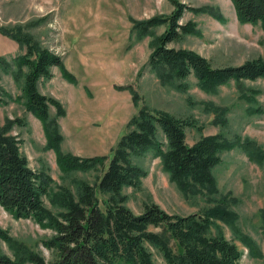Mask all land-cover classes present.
Instances as JSON below:
<instances>
[{
    "label": "rangeland",
    "instance_id": "1",
    "mask_svg": "<svg viewBox=\"0 0 264 264\" xmlns=\"http://www.w3.org/2000/svg\"><path fill=\"white\" fill-rule=\"evenodd\" d=\"M180 2L193 9L184 13L180 24L193 22L198 34L186 35L170 47L192 50L217 68L264 58L262 26L241 23L231 0ZM174 9L171 0H0V30L10 31L13 37L32 36L43 49L62 58L74 80L58 67L52 68V78L39 79V92L61 107L59 111L50 105L46 129L28 109L23 88L27 69L14 64L28 49L0 32V135L15 143L28 167L49 176V195L43 201L58 215L65 209L56 197L65 192L77 197L85 183L96 186L105 168L97 164L86 171L64 172L50 144L56 135L62 137L60 153L64 156L82 160L111 156L141 108L195 121L197 128L186 131L190 146L200 138L222 134L235 146L222 154V163L212 170L217 194L183 192L162 160L149 150L134 158L148 175L140 190L123 189L125 206L136 215L145 205L154 204L171 215L187 216L202 214L226 198L237 221L234 225L218 223L243 254L238 264H264V159L253 160L246 150L252 144L264 153V79L241 85L232 81L210 91L194 77L187 80L186 90L163 84L149 61L167 25L160 23L147 35L134 27L135 22L168 18ZM222 108L228 110L227 126L215 122L214 110ZM96 192L106 211L111 195L97 188ZM0 228L13 240L8 243L0 238V255L16 261L33 252L51 259L43 246L53 236L50 229L34 220L17 219L1 206ZM243 236L251 240L252 248L242 241ZM148 247L155 264H166L159 250ZM172 247L177 251L173 240Z\"/></svg>",
    "mask_w": 264,
    "mask_h": 264
},
{
    "label": "trees",
    "instance_id": "2",
    "mask_svg": "<svg viewBox=\"0 0 264 264\" xmlns=\"http://www.w3.org/2000/svg\"><path fill=\"white\" fill-rule=\"evenodd\" d=\"M231 1L241 23L260 24L264 30V0ZM171 2L175 9L170 17L135 22L134 27L141 35H147L160 23L167 25L165 33L157 39V47L149 61L150 68L157 72L163 84H177L181 90H186L187 80L194 77L203 89L210 91L232 81L241 85L244 81L264 79V58L248 60L240 66L217 68L192 50L170 47V44L179 42L186 35L198 34L193 22L180 24L184 13L193 9L180 0ZM0 32L28 49L24 56L15 59L14 64H18L20 69H27L23 88L28 109L48 129L50 105L59 111L61 107L58 102L39 92V79L52 78V68L58 67L64 76L74 80L68 74L62 58L43 49L32 36L13 37L10 31ZM5 69L10 70L11 65L6 64ZM127 89L137 96L131 87ZM214 111L215 122L227 126L228 110L222 108ZM190 128H197L191 119L141 108L131 118L127 133L111 156L88 160L62 155V137L56 135L50 144L56 150L58 164L64 172L86 171L97 164L105 168L96 186L85 183L81 185L77 197L68 192L56 197L59 205L65 209L58 215L51 212L43 201V197L49 195V176L28 167L15 143L0 135V206L17 219L34 220L53 232L50 239L43 241L44 248L51 254L50 260L26 252L16 261L0 255V264H155L148 246L159 250L166 264H238L243 254L238 245L226 237L218 223H236L237 215L231 209L230 200L223 198L202 214L187 216L171 215L154 204L145 205L144 211L136 215L125 206L123 189L140 190L142 179L148 175L134 163V158L149 150L162 160L165 170L183 192L192 195L218 193L212 170L222 163V154L235 145L219 134L200 138L190 146L186 134ZM246 150L251 159H264V153L252 144L246 146ZM96 188L111 195L106 202V211L101 209ZM157 228L162 231H151ZM0 238L8 243L13 242L1 228ZM172 240L176 243L177 251L172 247ZM242 241L253 247L248 237L243 236Z\"/></svg>",
    "mask_w": 264,
    "mask_h": 264
}]
</instances>
